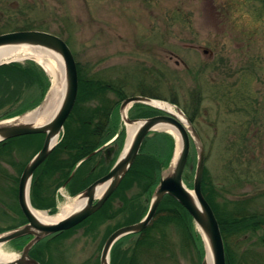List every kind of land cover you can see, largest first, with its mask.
Masks as SVG:
<instances>
[{
	"label": "rangeland",
	"instance_id": "1",
	"mask_svg": "<svg viewBox=\"0 0 264 264\" xmlns=\"http://www.w3.org/2000/svg\"><path fill=\"white\" fill-rule=\"evenodd\" d=\"M18 29L60 36L75 58L82 83L100 81L118 88L126 98L143 96L168 102L185 117L191 116L205 152L204 172L216 191V211L226 218L244 207L253 211L260 223L253 231L242 228L227 233L228 258L231 264H264V5L260 1L0 0V34ZM25 61L21 63L26 65ZM33 62L46 78L45 85H27L21 80L14 84L0 72L1 120L19 118L45 101L52 78L38 61ZM90 93L84 102L86 108L100 100ZM14 94L16 98H11ZM106 98L113 103L118 96L110 91ZM132 106L126 107L129 118ZM126 125L120 118L123 145ZM157 133L173 137L171 163L178 141L169 131ZM115 139L113 136L110 141ZM42 143L43 137L35 136L0 148V235L25 221L17 202L18 181ZM154 143L158 150L161 142ZM123 145L119 150L111 149L109 156L101 153L89 160L84 167L94 174L91 182L109 171ZM165 147L167 150V144ZM192 149L197 152L192 144L193 159L184 173L190 191L196 165ZM51 176L53 173H38L42 199L52 192ZM68 180L54 191L52 214L80 196L81 191L71 194L65 184ZM139 193L133 185L115 193L98 214L73 232L53 238L45 261H99L109 232L134 211L131 201L138 199V212L142 206L146 207L144 214L147 212L151 197ZM194 228L195 243L182 227H164L156 235H164L158 244L163 250L143 254L139 263L201 264L206 257L205 243L199 229ZM130 244L127 240L122 249ZM21 249L18 243L0 245V253L10 260L18 258Z\"/></svg>",
	"mask_w": 264,
	"mask_h": 264
},
{
	"label": "trees",
	"instance_id": "2",
	"mask_svg": "<svg viewBox=\"0 0 264 264\" xmlns=\"http://www.w3.org/2000/svg\"><path fill=\"white\" fill-rule=\"evenodd\" d=\"M258 1H260L264 5V0ZM25 63L26 65H23V63L19 62L1 65L0 72L3 74V77H5L6 80L14 84L15 81L21 80L27 85H45L46 78L44 77L38 66H36V64L30 60L25 61ZM77 72V97L73 109L64 124L63 136L61 137L59 143L49 154V156L46 158V160L35 170L30 186L31 205L34 208L49 210L50 214H52L51 212H54V191L57 187L63 185L64 182H66L70 178L71 173L73 172L79 161L84 159V161L77 167L73 176L70 178L69 182L66 185L72 195H75L78 192L82 191L90 184L91 180H93V178L91 177L94 174L91 173L90 170L87 171V169L84 167L88 165L90 159L101 153H105L109 156V154L113 151L111 149L116 148L117 150H119L121 148V145H123L124 132L119 128V105L121 101L126 98V96L118 88H115L109 84L102 83L100 81L84 84L82 83V79L79 76L78 65ZM90 91H93L91 97L98 99L100 98V100L99 102H96L95 106L93 105L90 106V108H86L84 102L88 95L90 96ZM110 91H114L118 96V99L113 103L108 98H106L107 94ZM13 97L16 98L15 94L11 98ZM132 107V113L130 114V117L132 119L146 118L157 113L153 108L139 103L133 104ZM188 118L193 123L192 117L188 116ZM35 136L44 138L42 134L22 136L0 142V148L9 145L15 140ZM113 136H116V139L106 145ZM158 139L161 144L159 145V149L155 150L154 142H157ZM173 143V137L170 134H159L157 132L150 133L143 141L134 162L122 178L116 190L109 197V199H112V196L118 191L126 190L131 185L141 191V193H139L138 195L146 193L148 198L151 197L160 178L170 164ZM165 144H167V150ZM0 151L2 150L0 149ZM95 151L97 152L94 155L88 157ZM193 153H195L194 150ZM194 158H196L195 155ZM192 159L193 158L190 154L187 168L190 167L189 163H191ZM38 173H40V176L43 173H53V176L48 177V180L49 182H51V186L53 187V189L51 193H48V195L45 194V196H48L47 199L45 196V198L43 199L40 198L39 185H41V182H38L37 180ZM80 176L82 178H80ZM79 180H81L82 182H79ZM202 192L205 199L210 204L215 213L224 241V246L226 244L227 233L240 231L242 228H247L248 231H253L255 228L259 227L260 223L256 221V214L253 211L247 210V208L244 209V207H242V209L233 211L230 216L226 218H223L222 215H220V213L216 211V191L212 179L206 172L203 173ZM37 198H40V200ZM137 201L138 199L131 201V209H134V211L131 212L130 215H128L125 219H123V221L118 222L113 230L109 232V234L119 227L138 222L145 215L144 212L146 210V207L141 205L142 208L140 210V207H138V212L136 204ZM236 204L240 206L238 200L236 201ZM103 207L104 205L92 216L98 214L103 209ZM92 216H90L89 218H91ZM89 218H87L82 223L86 222ZM79 225H77L76 227H78ZM170 225H175L178 228L182 227L185 230V236L186 233L188 236L189 234H191L190 237L192 238L193 243H195V237L197 238L196 229L194 228L195 225L192 221L191 216L174 198L166 195L160 202L154 219L144 231L125 236L113 245L110 252V264H140L139 257H142L143 254L152 255L153 251L161 252L163 249H160L161 247L158 246V244L163 239L164 235L163 233L162 237H156V235L158 232H162L164 227ZM76 227L41 240L32 247L29 253L30 256L40 264H49L48 260L45 261L46 257L44 258L47 246H49L48 243H50L53 238L59 235L73 232ZM29 239L30 237L24 236L11 241L10 243H18L19 245L24 246ZM127 240L131 241L130 246L122 249V244ZM225 253L226 263L231 264L227 255L228 251L226 249ZM199 255L201 258V250L199 251ZM82 264H99V261L95 260L94 263H89L87 261Z\"/></svg>",
	"mask_w": 264,
	"mask_h": 264
},
{
	"label": "water",
	"instance_id": "3",
	"mask_svg": "<svg viewBox=\"0 0 264 264\" xmlns=\"http://www.w3.org/2000/svg\"><path fill=\"white\" fill-rule=\"evenodd\" d=\"M14 45L48 49L57 53L62 62L65 92L58 111L44 124L35 126L31 123L20 121L0 124V142L25 135H44L41 149L24 167L18 182L17 201L26 223L0 235V245L24 236H31V239L24 245L18 258L1 262L0 264H40L29 256V251L33 245L46 237L73 228L99 210L119 185L134 162L145 137L151 131L157 130L156 127L162 124L170 125L176 130L179 136L178 154L173 164L164 172L158 185L155 187L148 211L144 218L137 223L118 228L106 239L100 255V264H109L110 249L117 240L129 234L142 232L150 224L161 200L166 195L174 198L192 217L204 239L206 254L208 249L212 254L213 264H226L224 243L218 221L201 190L205 153L200 142V137L187 117H185L187 123V126H185L175 116L161 110L163 114L145 119L131 120L127 118L126 112L123 113V111L128 105L142 103L155 108L148 102L153 99L147 97L132 96L125 98L121 102L119 107L121 119L126 123L141 122V124L127 151L124 153L123 149L111 169L81 192L80 195L87 200L86 204L79 211L56 223H43L31 214L28 208V204H30L29 187L31 178L35 170L45 161L57 144V142L54 144L53 142L56 139L58 140V137L63 131L64 123L75 104L78 90V77L74 56L68 45L59 36L39 30L12 31L0 34V47ZM155 109L159 110L157 108ZM177 109L180 110L179 108ZM3 121L5 120H0V123ZM190 141L194 143L197 149L192 191L183 182V173L190 152ZM105 183L108 184L105 191L101 197L96 198L97 187ZM201 264H205V259H203Z\"/></svg>",
	"mask_w": 264,
	"mask_h": 264
},
{
	"label": "bare ground",
	"instance_id": "4",
	"mask_svg": "<svg viewBox=\"0 0 264 264\" xmlns=\"http://www.w3.org/2000/svg\"><path fill=\"white\" fill-rule=\"evenodd\" d=\"M24 58H33L34 60L40 63L43 69L52 78L51 90L49 91L45 101L40 107H38L37 109L31 112L24 114L19 118L3 121L0 124L16 122V121L31 123L35 126L44 124L56 114L63 100V96L65 92V80H64V73H63V67L60 56L57 53L48 49L30 47L25 45L0 47V63L9 62V61H18ZM148 102L155 108L175 116L185 126H187L185 116L175 106L171 105L168 102L158 101V100H150ZM125 112L126 109L123 111V113ZM140 124L141 122L127 123L126 125L127 137L124 147V153L129 148ZM156 129L167 130L173 133L177 141L179 142V136L176 130L173 129L170 125H166V124L158 125ZM55 142H57V139L53 142V144ZM178 151H179V145L175 156H177ZM107 185L108 184L105 183L97 187L95 194L96 198L102 196ZM86 201H87L86 198L82 196L69 200L59 208L56 214L53 215H49L48 212L46 211L36 210L30 204H28V208L31 214L34 215V217H36L39 221L43 223H56L70 216L71 214L79 211L86 204ZM8 260H10L8 255L0 253V263ZM205 264H213V257L209 249L207 250V254L205 257Z\"/></svg>",
	"mask_w": 264,
	"mask_h": 264
},
{
	"label": "flooded vegetation",
	"instance_id": "5",
	"mask_svg": "<svg viewBox=\"0 0 264 264\" xmlns=\"http://www.w3.org/2000/svg\"><path fill=\"white\" fill-rule=\"evenodd\" d=\"M135 223H136V222H135ZM150 223H151V222H150ZM132 224H134V223H132ZM128 225H131V224H128ZM149 225H150V224H149ZM149 225H148V226H149ZM125 226H127V225H125ZM148 226H147V227H148ZM147 227H146V228H147ZM146 228H145V229H146ZM145 229H144V230H145ZM144 230H143V231H144Z\"/></svg>",
	"mask_w": 264,
	"mask_h": 264
}]
</instances>
